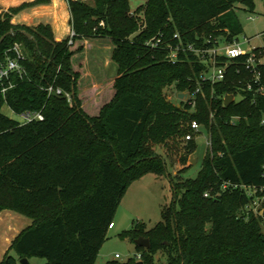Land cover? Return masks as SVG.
Segmentation results:
<instances>
[{
  "label": "trees",
  "instance_id": "trees-1",
  "mask_svg": "<svg viewBox=\"0 0 264 264\" xmlns=\"http://www.w3.org/2000/svg\"><path fill=\"white\" fill-rule=\"evenodd\" d=\"M52 1L36 16L50 19L56 35L65 36L67 1L74 35L62 41L50 25L12 22L23 10L50 0L0 14V38L19 31L1 44L0 68L17 42L27 57L25 74L0 82V214L8 210L32 220L0 264L33 258L96 264L130 184L148 173L166 175V160L155 148L185 139L194 121L212 141L198 177H182L196 150L192 140L182 157L184 168L168 175L174 196L162 221L125 234L135 244L149 239L150 248L136 244L139 259L106 264H159L160 253L165 264H264V202L258 212L252 209L264 198V96L256 94L255 84L250 92L240 90L253 76L245 67L248 56L232 61L225 83L203 85L194 107L174 104L165 93L173 87L178 94L194 93L204 69L192 53L170 63L166 45L200 47L210 40V47L217 40H239L244 28L238 11L256 13L255 0H149L135 16L130 0ZM155 38L162 39L159 49L147 46ZM103 39L113 44L118 76L99 89L82 90L84 65L75 57L87 40ZM255 51L264 55V46ZM260 73L264 85V64ZM51 87L64 94L50 93ZM239 93L245 98L225 105L227 95ZM5 105L18 115L42 113L44 120L22 124L2 113Z\"/></svg>",
  "mask_w": 264,
  "mask_h": 264
},
{
  "label": "rangeland",
  "instance_id": "rangeland-1",
  "mask_svg": "<svg viewBox=\"0 0 264 264\" xmlns=\"http://www.w3.org/2000/svg\"><path fill=\"white\" fill-rule=\"evenodd\" d=\"M2 1L3 0H0V14L7 13L11 9L10 6H7ZM144 3L145 2L139 0H130L131 10L136 11ZM23 4V1H21L19 4L11 6L15 8ZM255 4L256 13L243 10L238 11V16L244 28V33L239 36V41L243 43L245 50H255L257 48H262L264 45V36H261V34L264 33V0H255ZM250 16H254L256 20H249ZM27 18L29 19V17ZM13 19L14 16L12 22ZM26 26L37 27L39 25L37 22H29V25ZM246 40L250 42L246 44ZM95 43L96 45L93 51L88 54L87 65L84 68V73L87 77L80 79L82 90H89L92 88L99 89L100 86H103V84L108 81H113L118 76V66L112 60L114 48L111 41L103 39ZM83 57L82 54L77 55L75 57V62L82 61ZM165 93L168 100L179 105V100L175 97L176 90L174 87L167 89ZM237 101H240V98H238ZM2 113L12 120L22 124L25 123L24 119L20 115L14 113L7 105L3 107ZM208 138V130L205 127H201L200 133L196 137V150L190 156V160L194 158L197 162L191 164L190 161L189 165H187L190 167L182 173L184 179H196L198 177L208 151ZM187 146L188 142L182 139L175 144L170 143L169 146H159L155 148L156 152L164 156L166 160V175L157 176L148 173L130 184L115 215V228L109 230L107 240L102 246L96 264H106L113 260L127 262L132 258L137 259L138 252L136 244L130 237L125 236V234L135 229L140 224L146 225L147 230H150L162 221V211L165 207L172 204L174 196L173 185L168 175L175 176L184 168L182 165V157L185 156ZM263 202L264 198L261 201L257 200L256 204L252 207L254 212H258L262 208ZM12 214H15V216L19 218L18 222L14 223V229L16 231H22L32 225L31 219L18 213ZM4 249L5 246L1 239L0 263L4 259ZM10 253L12 256H15L14 251H10ZM116 255H119L118 259ZM157 259L159 264L166 263V256L163 253H160ZM30 264H47V261L42 258H33L30 260Z\"/></svg>",
  "mask_w": 264,
  "mask_h": 264
},
{
  "label": "built area",
  "instance_id": "built-area-1",
  "mask_svg": "<svg viewBox=\"0 0 264 264\" xmlns=\"http://www.w3.org/2000/svg\"><path fill=\"white\" fill-rule=\"evenodd\" d=\"M83 2H86L88 0H81ZM143 2H147L149 0H139ZM131 15L135 16L136 11H131ZM249 20L255 21L256 18L254 16H250ZM102 25H104L102 23ZM74 33L72 34V36ZM250 41L246 40L245 43L248 44ZM162 39L155 38L150 40L147 43V46H149L152 49H159L162 44ZM210 43V40H207L205 44H203L200 47H196L195 45H185L182 42L178 45H166L167 49V59L172 64H177L180 61L181 55H187V53H192L200 59V62L203 64L204 69L199 75V87L196 89L194 93H189V97L187 100L182 101L178 99V93L176 92L175 97L179 102H190L191 105L194 107L196 105L195 97L198 94L203 93V85L210 84L212 86H216L217 84H222L227 81L228 78V67L232 63L233 60L240 58L241 56H248V59L246 61L245 67L248 72H250L252 76V80L249 81L248 79H245L244 83H241L243 86L240 88V90L243 91H252L254 89V84L257 87L256 94L260 96H264V85L261 82V73H260V67L264 64V55L263 52L256 53V49H248L245 50L243 47V43H241L239 40H235L232 43H225L221 40H217L215 43H213V46L207 47V45ZM12 52L13 56L8 57L6 62H4L1 65L0 68V82H6L11 80V76L13 73H18L20 76L26 73V70L23 66V62L27 60L23 45L20 43H15L12 49L10 50ZM224 61V62H222ZM237 73H241L240 70L237 71ZM13 87V84L10 82V88ZM8 88H3L2 92L5 94L7 92ZM48 91L50 93L55 92L57 95L62 96L64 93L61 89L54 90V88H49ZM186 93V92H183ZM65 96L68 98V100L71 102V95L65 94ZM227 96H233V102H239L237 101L238 98H240V101L245 98L244 95L239 93L238 96L229 94ZM226 96V97H227ZM225 97V99H226ZM25 123H30L32 121H42L44 120V116L42 113H32V112H26L20 115ZM24 123V124H25ZM201 125L197 122H192L191 124V130L192 133L188 134L185 137L186 142H190L192 140H196L197 135L200 133ZM212 148V141L209 135L208 138V149ZM228 185L226 184L224 187L226 188ZM210 193H206L205 197H209ZM110 229L114 228V224H111L109 226ZM116 258H119V255H116ZM140 258V256H138Z\"/></svg>",
  "mask_w": 264,
  "mask_h": 264
},
{
  "label": "crops",
  "instance_id": "crops-1",
  "mask_svg": "<svg viewBox=\"0 0 264 264\" xmlns=\"http://www.w3.org/2000/svg\"><path fill=\"white\" fill-rule=\"evenodd\" d=\"M33 1H35V0H24L23 3H29V2H33ZM52 4H53V1L50 0L49 4H41V5L32 7L30 9L23 10L18 15L14 16L13 23L18 24V25H25V26L29 25V22L30 23L37 22L38 25H40V24L50 25L53 29V32H54V35H55V38L57 39V41H62L66 38L71 37L73 34V30H72V27L70 25L71 15H70L69 6L67 4V1H66V7H67L68 14H69V18H68V31H69V33L65 36H57L56 35V32L54 30V25L50 19L43 18V17L39 18L38 16H36L37 15L36 13L39 12L38 9H40L42 7H50V6H52ZM12 7L13 6L10 5V8H12ZM27 17H29V19ZM261 36H264V35L261 34ZM96 41H98V40H87L86 41L85 51L82 53V55L84 56L83 60H82L84 68L87 65L88 54H89V52L93 51V48L96 45V43H95ZM84 77H87V75H85V73H84L82 79ZM12 213H16V212L7 210V211H4L0 214V242L2 239L3 244L5 246V249L3 250L4 256L9 251L14 239L18 236V234H20L23 231V230L22 231H16L14 229L15 228L14 223L18 222L19 218L17 216H15V214H12ZM114 228H115V225H114ZM15 231H16V233H15Z\"/></svg>",
  "mask_w": 264,
  "mask_h": 264
},
{
  "label": "water",
  "instance_id": "water-1",
  "mask_svg": "<svg viewBox=\"0 0 264 264\" xmlns=\"http://www.w3.org/2000/svg\"><path fill=\"white\" fill-rule=\"evenodd\" d=\"M19 31H15V30H11L9 31L8 33H6L5 35H3L1 38H0V46L1 44L5 41V39L9 36H15L18 34ZM21 33H23L24 35H26L30 40H33L35 41V37L32 36L31 34L27 33V32H24V31H21ZM189 97V94L188 93H179L178 94V99L179 100H182V101H185L187 100V98ZM233 102V96H227L226 99H225V105L226 106H230ZM197 161L192 158L191 159V164H195ZM136 244L142 248H150L151 244H150V240L149 239H146V238H139L137 241H136ZM20 264H30L29 260L28 259H23L20 261ZM136 264H143L142 261H139L137 262Z\"/></svg>",
  "mask_w": 264,
  "mask_h": 264
}]
</instances>
